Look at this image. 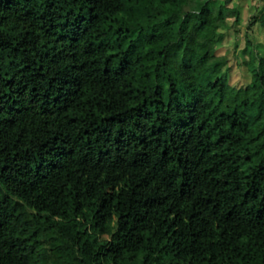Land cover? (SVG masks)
Instances as JSON below:
<instances>
[{"label":"trees","instance_id":"16d2710c","mask_svg":"<svg viewBox=\"0 0 264 264\" xmlns=\"http://www.w3.org/2000/svg\"><path fill=\"white\" fill-rule=\"evenodd\" d=\"M209 1L0 0V264H264V44Z\"/></svg>","mask_w":264,"mask_h":264},{"label":"crops","instance_id":"0c3cea01","mask_svg":"<svg viewBox=\"0 0 264 264\" xmlns=\"http://www.w3.org/2000/svg\"><path fill=\"white\" fill-rule=\"evenodd\" d=\"M223 3L226 6L224 18L225 22L229 25V28L225 31V35L230 36L233 31H236L235 37L239 33V27L243 28V35H244V41H248V39H254V33L257 28L263 27L264 23H262L263 15H264V0H210L208 3V7H215L219 4ZM253 31V37L252 34L248 38H246L245 34L248 32L250 34ZM220 32V33H222ZM264 32V30H263ZM234 37V38H235ZM231 38V39H234ZM249 39V41H251ZM262 42H259V44H264V38H262ZM261 41V40H260ZM244 42V44H246ZM257 44V43H256ZM253 45V44H252ZM259 51V50H258Z\"/></svg>","mask_w":264,"mask_h":264},{"label":"rangeland","instance_id":"374dc122","mask_svg":"<svg viewBox=\"0 0 264 264\" xmlns=\"http://www.w3.org/2000/svg\"><path fill=\"white\" fill-rule=\"evenodd\" d=\"M263 30H264L263 27L257 28L256 30H254L255 35L253 34V31L250 34H248V32H246V34H245L246 38L247 37L249 38L251 36V34H252L251 37H253V35L255 37L254 39L249 38L251 41H249V39H248V41L250 42L251 45H252V43L253 44L258 43V41L262 42V40H263L262 38H264ZM242 32H243V28L239 27V33L237 34V36L234 39H231L229 34H228V36H226L225 32L219 33L218 36L216 37V42H219L223 48L227 47V49H229V50H230V48H232V43H233L234 47H235L233 49V51L235 53V58H238V56H240L243 51L246 52V50H247L246 44H244L245 41H244V35ZM222 44H224V45H222ZM223 48H220V49H223ZM255 50H258V49L255 48ZM245 55L246 54H244L243 56H245ZM228 63H230L232 65L230 67L231 69L229 71V74L231 76L230 82H233L235 80V82H237L236 84H239L240 82L243 81V78H244L243 72L238 71L239 67L237 66L236 61L234 63V60H232V58H229Z\"/></svg>","mask_w":264,"mask_h":264}]
</instances>
